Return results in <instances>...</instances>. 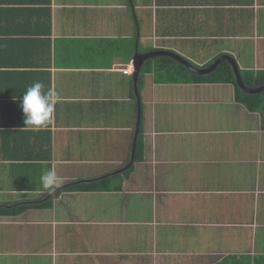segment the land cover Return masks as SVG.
<instances>
[{
  "label": "crops",
  "instance_id": "crops-1",
  "mask_svg": "<svg viewBox=\"0 0 264 264\" xmlns=\"http://www.w3.org/2000/svg\"><path fill=\"white\" fill-rule=\"evenodd\" d=\"M46 1L0 0V207L5 209L45 199L35 201L47 193L40 184L47 169L62 177L61 188L127 164L136 125V52H173L197 69L221 56L237 64L262 56V67L243 70H264V0ZM222 38L237 45L228 41L214 48L200 68L195 61L205 50L201 40ZM36 82L45 92L54 89L60 100L54 122L33 133L22 129L23 112L15 102ZM215 87L230 96H199V90ZM141 97L144 156L133 163L131 176L157 156L162 179L143 177L150 186L142 189L130 176L121 192L61 193L49 209L0 216V264H217L232 255H264V130L261 124L258 131L246 125L240 115L251 113L235 103L233 87L155 83L148 73ZM248 133L259 137L258 153L245 158L235 144L250 153L252 140L239 138ZM188 147L204 157L182 161ZM73 163L87 169L80 173L84 178L64 174ZM249 174L253 185L243 181ZM62 195L69 196L66 203ZM50 211L58 231L46 221Z\"/></svg>",
  "mask_w": 264,
  "mask_h": 264
},
{
  "label": "trees",
  "instance_id": "trees-1",
  "mask_svg": "<svg viewBox=\"0 0 264 264\" xmlns=\"http://www.w3.org/2000/svg\"><path fill=\"white\" fill-rule=\"evenodd\" d=\"M44 2V0H40ZM50 0L46 1L45 5H48ZM192 64V63H191ZM193 65V64H192ZM152 74L153 81L155 83H172V84H214V85H231L234 92V101L236 104L241 105L245 110L251 114H258L260 117V124L262 130H264V92L257 95H246L237 86L235 76L231 67L226 64H220L211 74L207 76L193 75L187 71L183 66L179 65L175 61L169 58H156L149 61L142 68L139 79H138V95L140 100L141 88L144 82V76L146 74ZM4 74V73H3ZM10 74V73H8ZM5 73L6 75H8ZM242 82L248 88H257L264 85V70L251 71V70H240ZM2 78V82L6 83L8 79ZM133 97V96H132ZM16 105H20V102H15ZM137 106L135 107L134 116L137 115ZM142 111V110H141ZM142 130L140 128L139 137L136 145V152L134 156V164L141 162L144 156L142 153ZM129 158V156H128ZM134 172V166L132 165L124 173L119 176H114L105 180H101L91 184H79L72 185L59 191L51 198L45 200L40 205H21L14 207L10 210L0 208V216L13 217L20 216L24 212L31 209H49L52 207V200L57 198L61 193H111L121 192L123 189L122 182L128 180L131 174ZM49 192L43 194L35 201L42 200ZM34 201V200H29ZM217 264H264V255L249 256V255H232L224 258Z\"/></svg>",
  "mask_w": 264,
  "mask_h": 264
},
{
  "label": "rangeland",
  "instance_id": "rangeland-1",
  "mask_svg": "<svg viewBox=\"0 0 264 264\" xmlns=\"http://www.w3.org/2000/svg\"><path fill=\"white\" fill-rule=\"evenodd\" d=\"M205 31V30H204ZM211 32H214L215 30H210ZM206 33H207V30L205 31ZM229 41V43H228V45L229 44H232V47H234V46H236L237 45V41H235L234 39H232V40H227L226 41V39H224L223 40V38L222 39H218V41L217 42H215V41H212V43H209L208 41H205L204 39H202L201 40V42L200 43H202V44H204V45H206L205 46V50H201L200 51V55L202 56V58H204V59H202L201 58V60H199V59H197L195 62L197 63V65L201 68V67H203L204 66V62L203 61H206V60H208V59H210L213 55H214V53H215V51H214V48L215 49H220L221 47H222V45L223 44H226L227 42ZM182 42V41H181ZM181 42H179L180 44H182V45H185L184 43H181ZM179 44V45H180ZM192 44H196V43H192ZM187 46H188V44H187ZM207 46H208V48H207ZM262 57V56H261ZM261 57H258V59H257V61L256 62H254V61H252V62H248V58L246 59V61H243V59H242V61L244 62H241L240 61V59H238V63L239 64H237V65H239L238 66V68H239V71H240V69L241 70H243V68H245V67H252V66H254V68H256V67H258V66H263V65H261L262 63V60H261ZM219 58V57H218ZM217 58V59H218ZM203 60V61H202ZM216 60V59H215ZM195 63V64H196ZM196 89H198V87H196ZM211 90V89H210ZM208 91V92H205L204 90H199V96L200 97H204V95H206L207 93L208 94H213L214 93V95H218V96H222V97H226L227 95H229L230 96V91H229V93H228V90H223V89H221V88H214L213 90H211V91ZM234 112L235 113H233V115L234 116H237L236 114L238 113L237 112V109L235 108V110H234ZM245 114L244 115H240L241 116V118H243V120H245L246 121V125H251L253 128L255 127V129L258 131L259 129H258V127H259V124H260V118L257 116V115H255V114H251V115H249V114H247L246 112H244ZM184 122L185 123H188V119L187 120H184ZM188 125V124H187ZM247 132H249V131H244V132H242V133H247ZM239 138H240V141H243V140H246V139H250V140H252L251 141V150L249 151L250 153H245V146L244 145H241L240 147H239V145L238 144H235L236 145V147L237 148H239V150H240V152L241 153H244V154H246L245 155V158L247 157V155L248 156H250L251 154H253V153H258L257 151H256V145L259 143V137L257 138V135L256 134H246L245 135V139H244V136H239ZM262 140H264V138L262 139ZM260 143L262 144L263 142H261L260 141ZM184 148H187V146H184ZM186 153H181L182 154V161H184L185 162V159L186 158H189V159H192V161H197V160H200L201 158H203L204 157V155H200V156H198V155H194V154H196V153H189L190 152V150H189V147H188V149L185 151ZM153 154H155V155H158V158H159V154L160 153H153ZM199 154H209V155H213L214 153H199ZM172 156H173V153H172ZM172 156H170V158L172 157ZM157 157V156H156ZM156 157H153V159H155L156 161H153V163H151L149 166H147V167H145L141 172H140V174L139 175H137L136 174V172L134 173V174H136V176H131V178H132V184H134V182H133V179L134 180H138V182L140 183V185H141V188L142 189H144V188H147V187H149L150 186V181H146L144 178H146V179H151L152 177H153V181H156V182H159V180H161L162 178H160V176H159V172H158V170H159V164H158V159H156ZM163 157H166L165 155H163ZM146 159H148L147 157H145ZM253 158H255V157H253ZM152 159V160H153ZM249 159V158H248ZM262 159H264V153H262ZM151 165H152V167H151ZM184 166H187L188 164H183ZM189 166V165H188ZM96 168H98V166H95ZM152 169V170H151ZM250 169V168H249ZM248 169V172H250V170ZM87 169L86 168H84L83 167V165H78V164H75V163H73V165H71V166H68L67 168H64V174L65 175H69L70 173L71 174H73V175H75L76 177H80V178H84L85 177V175H82V174H80V173H84V171H86ZM98 170V169H97ZM262 170L264 171V165H262ZM69 171V172H68ZM88 172V171H87ZM97 174H98V172H96ZM89 174H91V175H94L95 173H90L89 172ZM152 175V176H151ZM162 176V175H161ZM241 176H243V175H241ZM144 177V178H143ZM245 177V180H243V181H245V184H247V185H253V183H251V181H253L254 180V176H253V174L252 175H248V176H244ZM58 192H56L55 194H57ZM54 194V195H55ZM53 195V196H54ZM61 197V199H62V201H65V203L67 202V199H69V196H67V195H62V196H60ZM86 197L87 196H82L81 197V199L82 198H84V199H86ZM75 199H80V198H78V196L75 198ZM80 199V200H81ZM64 203V204H65ZM91 209H92V207H91ZM88 211H89V209H88ZM51 212L52 211H50L49 213H47V216H50V218L49 217H47L46 219V221H50V223H54L53 222V218H52V214H51ZM44 213H42V215H43ZM89 214H91V212L89 211ZM45 216V215H44ZM61 224V222H59V224L58 225H60ZM53 227H51V230L53 229V231H58V227H60V226H58L57 227V224L56 223H54L53 225H52Z\"/></svg>",
  "mask_w": 264,
  "mask_h": 264
},
{
  "label": "water",
  "instance_id": "water-1",
  "mask_svg": "<svg viewBox=\"0 0 264 264\" xmlns=\"http://www.w3.org/2000/svg\"><path fill=\"white\" fill-rule=\"evenodd\" d=\"M133 64H134V72L132 74L133 77V91H134V95H135V99H136V104H137V115H136V125L134 127V136H133V141H132V148H131V153H130V158L129 161L127 162V164L122 167L120 170L114 172V173H110V174H106L100 177H96L93 179H87V180H80L77 182H73L70 183L64 187L58 188L55 192H52L50 194H48L46 196L45 199H43L42 201H38V202H34V203H30V204H34V205H38L41 204L42 202H44L45 200L51 198L56 192H59L61 190H63V188H66L68 186H74V185H79V184H91V183H96L99 182L101 180H105L108 178H111L113 176L119 175L123 172H125L127 169H129L133 163H134V155H135V147L137 144V138H138V133H139V123H140V97L138 95V79H139V74L141 72V68L144 64V62L148 59H154L157 57H167L170 58L171 60L175 61L176 63H178L179 65L183 66L185 69H187L188 71L192 72L193 74L199 75V76H207L209 74H211L220 64L222 63H226L228 64L232 71L233 74L235 76V81L237 83L238 88L245 93L246 95H257L260 94L262 92H264V85L257 87V88H248L244 85V83L242 82L241 79V75H240V71L238 68V65L236 63V61L230 57V56H221L218 59H216L209 67L205 68V69H197L195 67H193L188 61H186L183 57H181L178 54H175L173 52H168V51H155V52H150L146 55H139L137 52L135 53V55L133 56ZM0 208H5V207H0ZM11 207H7L6 209L9 210Z\"/></svg>",
  "mask_w": 264,
  "mask_h": 264
},
{
  "label": "clouds",
  "instance_id": "clouds-1",
  "mask_svg": "<svg viewBox=\"0 0 264 264\" xmlns=\"http://www.w3.org/2000/svg\"><path fill=\"white\" fill-rule=\"evenodd\" d=\"M44 85L36 82L28 87L21 97L20 108L23 112V130L38 133L47 129L55 119V106L60 97L54 89L43 90ZM63 183L54 168L45 170L40 176L43 189L52 193Z\"/></svg>",
  "mask_w": 264,
  "mask_h": 264
},
{
  "label": "built area",
  "instance_id": "built-area-1",
  "mask_svg": "<svg viewBox=\"0 0 264 264\" xmlns=\"http://www.w3.org/2000/svg\"><path fill=\"white\" fill-rule=\"evenodd\" d=\"M123 73L128 74V71L127 70H124Z\"/></svg>",
  "mask_w": 264,
  "mask_h": 264
}]
</instances>
